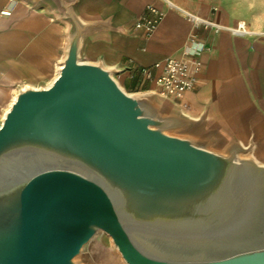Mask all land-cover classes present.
<instances>
[{
  "label": "water",
  "instance_id": "95a60500",
  "mask_svg": "<svg viewBox=\"0 0 264 264\" xmlns=\"http://www.w3.org/2000/svg\"><path fill=\"white\" fill-rule=\"evenodd\" d=\"M49 85H25L0 123V264H89L105 233L124 264H264V164L153 93L82 60L75 0Z\"/></svg>",
  "mask_w": 264,
  "mask_h": 264
},
{
  "label": "crops",
  "instance_id": "0c3cea01",
  "mask_svg": "<svg viewBox=\"0 0 264 264\" xmlns=\"http://www.w3.org/2000/svg\"><path fill=\"white\" fill-rule=\"evenodd\" d=\"M165 1L75 0L84 21L104 23L83 36L82 60L112 68L124 89L153 93L167 108L197 119L192 130L197 135L216 133L224 144L235 139L264 149V30L233 0L185 9ZM150 6L161 19L147 34L136 23L152 16ZM4 9L10 15H2ZM241 20L248 33L236 35L232 29ZM67 30L54 0H0V85L5 94H15L22 81H51ZM169 58L186 61L191 70L195 60L200 63L194 88L179 98L161 96L154 81ZM4 109L3 104L0 112Z\"/></svg>",
  "mask_w": 264,
  "mask_h": 264
},
{
  "label": "rangeland",
  "instance_id": "374dc122",
  "mask_svg": "<svg viewBox=\"0 0 264 264\" xmlns=\"http://www.w3.org/2000/svg\"><path fill=\"white\" fill-rule=\"evenodd\" d=\"M168 1L165 2L170 5H175L185 9L189 6L200 5L205 2H209L214 5H217L227 0L225 1L224 0H168ZM233 1H235L238 4V7H240V12L242 14L248 17V19H250L256 27L260 28L261 30H264V0H233ZM48 83H49L48 81H40V80L38 81L33 80V82L22 81L15 87L17 89L21 88L23 85L42 87V86H46ZM124 90L128 93L136 94V95H143L144 93V92H134L128 89L127 90L124 89ZM7 103L8 102L3 103L5 109L8 106ZM3 104H0V107ZM2 112H0V117ZM223 145L224 143H221L219 145V148L221 149ZM247 155H251V156L253 155L259 163L264 164V154L260 153L259 150L255 148V146H253L252 150L250 151V153L248 152ZM87 262L89 264H124L122 258L120 257V254L116 249L113 248L110 242V238L105 233L99 235L96 238V240L93 242L92 246L90 247L89 254L87 256Z\"/></svg>",
  "mask_w": 264,
  "mask_h": 264
},
{
  "label": "built area",
  "instance_id": "2783aa9c",
  "mask_svg": "<svg viewBox=\"0 0 264 264\" xmlns=\"http://www.w3.org/2000/svg\"><path fill=\"white\" fill-rule=\"evenodd\" d=\"M149 10L152 16H144L136 23V26L142 27L147 34L156 28L161 19V14L155 7L150 6ZM1 14L7 16L10 15V11L4 9L1 11ZM193 19L198 20L196 17H193ZM232 31L236 35L248 33L245 21H239ZM199 65V61L195 60L194 70H191L184 60L167 59L164 63L162 73L154 78L156 85L160 88L159 94L164 97L179 98L185 91L193 89L196 83L195 73ZM146 76L150 77V74L146 73Z\"/></svg>",
  "mask_w": 264,
  "mask_h": 264
},
{
  "label": "bare ground",
  "instance_id": "6f19581e",
  "mask_svg": "<svg viewBox=\"0 0 264 264\" xmlns=\"http://www.w3.org/2000/svg\"><path fill=\"white\" fill-rule=\"evenodd\" d=\"M166 1H168V0H166ZM225 1V0H224ZM84 54V53H83ZM59 66L57 65V67H56V70H57V68H58ZM56 74H57V71H56V73H54V77L56 76ZM53 77V78H54ZM53 78L51 79V81L53 80ZM50 81V82H51ZM50 82L47 84V85H49L50 84ZM25 85H23L21 88H23ZM10 98V100H9V102L7 103V105L9 106V103L13 100V98H14V94H5V90L3 89V87L0 85V102H2V100H6V98ZM8 106H7V108H8ZM7 108L1 113V117H0V119H2V117H3V115H4V112L7 110ZM0 123H1V120H0ZM252 150V149H251ZM250 150V151H251ZM259 152L260 153H262V154H264V149H261V150H259ZM256 153V152H255ZM253 156V155H252ZM254 157V156H253ZM255 158V157H254ZM256 159V158H255Z\"/></svg>",
  "mask_w": 264,
  "mask_h": 264
}]
</instances>
